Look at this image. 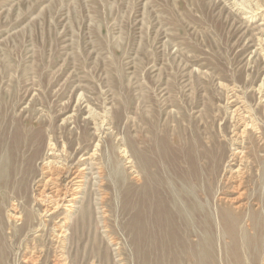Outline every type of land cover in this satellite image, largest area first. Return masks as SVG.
<instances>
[{
	"label": "rangeland",
	"instance_id": "obj_1",
	"mask_svg": "<svg viewBox=\"0 0 264 264\" xmlns=\"http://www.w3.org/2000/svg\"><path fill=\"white\" fill-rule=\"evenodd\" d=\"M153 122L169 148L218 142L219 186L237 176L234 208L257 211L264 228V0H0V126L43 137L38 169L55 141L62 189L75 170L85 181L71 211L51 215L39 176L25 197L0 190V264H138L124 225ZM263 235L244 264H264Z\"/></svg>",
	"mask_w": 264,
	"mask_h": 264
},
{
	"label": "bare ground",
	"instance_id": "obj_2",
	"mask_svg": "<svg viewBox=\"0 0 264 264\" xmlns=\"http://www.w3.org/2000/svg\"><path fill=\"white\" fill-rule=\"evenodd\" d=\"M106 117L107 115L103 117L105 121ZM98 125L97 129L100 130L102 126ZM155 126L156 123L153 122L150 128L149 144H144L145 146L134 153L136 171L140 175L138 181L141 183L135 198L128 203L133 212L124 225V231L131 237L137 263L244 264L245 261L249 263L252 259H259V250L262 249L260 238L264 234V228H261L263 224L260 225L259 222L260 215L253 209L241 211L237 206L234 208L242 197L240 193L242 184L235 179L237 176L232 178L228 186L225 187V184L219 186V174L225 161L222 146L215 141V150L211 147L200 153L195 152L193 144H189L185 150L177 145L169 148L164 137L154 133ZM22 134L13 132L10 137H7L6 126H0V190H7L13 195L19 193L25 197L31 179L39 176V180L34 184L41 189L38 197L45 204L44 215L49 212L51 215L62 207H66V211L67 209L71 211L70 208L74 206L72 202L79 195L81 183L85 182L84 173L81 170H75L69 182L66 176L68 179L65 182L68 186L62 189L60 179L67 166L64 162V165L57 167L53 164V168L51 163L54 160H49L55 155V141L52 140V142L49 139L50 142L46 143L47 152L43 154L45 158L38 169L36 163L43 157V137L30 136V133L29 137H25ZM193 137L194 133H191L190 138L193 139ZM198 159L206 160L207 163L199 167ZM233 159L234 157L231 160ZM114 161H110L113 164L112 172L122 178ZM69 170L65 173L71 175L72 172ZM53 175L55 179L52 178ZM47 190L51 191L50 194L43 195ZM219 190L225 196L235 195L234 198H230V205H223L222 199L215 200ZM245 217H248L247 220L254 225L253 235H249L246 226L243 225L242 221ZM2 228L0 210V233ZM224 239L228 242L225 243ZM1 255L0 253V257Z\"/></svg>",
	"mask_w": 264,
	"mask_h": 264
}]
</instances>
